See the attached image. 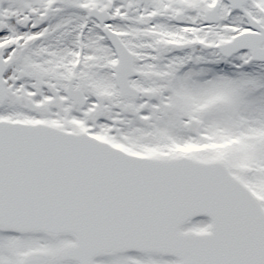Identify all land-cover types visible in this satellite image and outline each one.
Segmentation results:
<instances>
[{"label": "snow or ice", "instance_id": "snow-or-ice-1", "mask_svg": "<svg viewBox=\"0 0 264 264\" xmlns=\"http://www.w3.org/2000/svg\"><path fill=\"white\" fill-rule=\"evenodd\" d=\"M0 264H264V0H0Z\"/></svg>", "mask_w": 264, "mask_h": 264}]
</instances>
